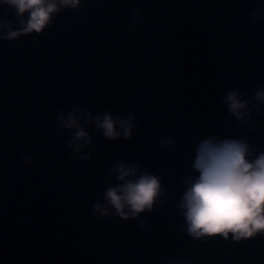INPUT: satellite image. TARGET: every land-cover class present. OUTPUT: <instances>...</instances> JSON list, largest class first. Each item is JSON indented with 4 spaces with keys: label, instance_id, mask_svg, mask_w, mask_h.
Here are the masks:
<instances>
[{
    "label": "water",
    "instance_id": "obj_1",
    "mask_svg": "<svg viewBox=\"0 0 264 264\" xmlns=\"http://www.w3.org/2000/svg\"><path fill=\"white\" fill-rule=\"evenodd\" d=\"M53 2L60 10L42 33L7 41L29 13L0 0V264H264V231L194 237L179 208L185 179L199 175V141L243 138L250 161L264 152V104L253 107L264 0ZM233 88L248 101L242 123L221 102ZM73 106L93 141L77 142L79 153L67 148L75 129L58 127ZM88 110L135 111L132 138L104 140L84 123ZM116 162L160 177L162 194L137 219L109 208L97 222L92 206H106Z\"/></svg>",
    "mask_w": 264,
    "mask_h": 264
},
{
    "label": "clouds",
    "instance_id": "obj_2",
    "mask_svg": "<svg viewBox=\"0 0 264 264\" xmlns=\"http://www.w3.org/2000/svg\"><path fill=\"white\" fill-rule=\"evenodd\" d=\"M3 3L16 10L18 18L29 13L25 23L20 20V29L11 30L3 36L4 40L12 41L23 35L42 33L49 25L52 14L60 10L53 0H3ZM63 7L76 9L80 0H59ZM255 20V15H253ZM238 88L228 91L221 102L227 105L228 112L238 122H243L248 101L240 99ZM253 107L259 113V104H264V88H256ZM80 108L73 106L65 118L63 110L58 113V127L67 130L75 129L72 140L67 143L68 149L79 153L81 148L77 142L83 141L85 146L92 147L93 141L87 131L78 122ZM84 121L102 133L106 141L132 138L137 125L135 111L127 116H114L111 112L101 111L93 117L90 110L85 112ZM171 144L173 141H164ZM249 144L243 138L218 139L214 136L198 142L193 169L199 173L193 179L187 177L189 185L183 194L179 208L189 226V234L194 237L222 235L227 238L232 233L236 240L252 237L264 231V152H260L254 160L250 156ZM91 153L81 157L88 161ZM23 163L31 165L32 159L22 157ZM115 174L116 184L110 185L103 193L105 205L94 203L91 216L99 222L96 213L110 215L109 208L114 209L121 220L137 219L145 210L152 211L157 197L162 194L161 178L155 174L141 170L136 163L116 162L110 166L109 175ZM146 221L141 226H146Z\"/></svg>",
    "mask_w": 264,
    "mask_h": 264
}]
</instances>
